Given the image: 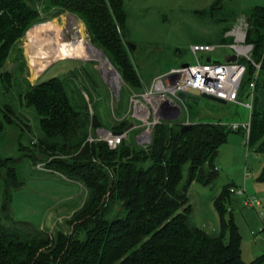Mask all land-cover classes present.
Returning <instances> with one entry per match:
<instances>
[{"label":"trees","instance_id":"16d2710c","mask_svg":"<svg viewBox=\"0 0 264 264\" xmlns=\"http://www.w3.org/2000/svg\"><path fill=\"white\" fill-rule=\"evenodd\" d=\"M44 9L80 16L123 78L141 93L145 90L122 30L127 18L124 0H50ZM50 19L51 15L44 16L40 6L29 0H0V82L4 90L12 86L11 72L5 68L12 51L33 25ZM248 19L246 41L254 44L252 57L264 70V6L254 7ZM228 30L223 32V42L233 41L225 37ZM257 70L250 62L249 84ZM78 76L54 77L21 92L22 108L34 109L40 117V133L30 137L29 144L23 142L31 130L25 113L12 103L0 104V140L9 124L22 125L19 150L23 155L35 164L61 171L87 189L83 205L66 220L68 231L63 224L51 231L15 220L10 212L12 196L24 181L16 158L0 154L4 188L0 264H249L242 257L238 226L225 217L228 189L215 201L222 218L220 233L195 223L190 203L194 181L212 185L218 179L216 159L229 127L202 120L184 132V123L162 121L147 147L135 148L127 140L114 149L103 140L90 142L96 129L94 115ZM99 120L101 126L100 116ZM128 126L120 122L112 130L123 131ZM248 145L264 154L262 106L252 111Z\"/></svg>","mask_w":264,"mask_h":264},{"label":"rangeland","instance_id":"374dc122","mask_svg":"<svg viewBox=\"0 0 264 264\" xmlns=\"http://www.w3.org/2000/svg\"><path fill=\"white\" fill-rule=\"evenodd\" d=\"M49 2L50 0H42L38 5L44 16L51 15L49 21H53L50 24L55 27L56 34H50L46 29L30 28L12 51L5 66L12 75L10 90H4L0 82V104L12 103L19 112L25 113L31 125V130L25 125L29 136L26 134L23 142L29 144L30 137L38 136L40 117L34 109L22 108L21 92H25L31 84L78 73V84L86 90L92 114L95 116L98 112L102 121V125L91 135H103L106 131L119 127L120 122H126L134 125L127 142L135 148L142 146L137 135L146 126L133 116L132 100L135 94L141 93L140 89L127 82L123 76H118L117 81L115 74L107 70L106 56L95 48L102 49L95 43L80 16L72 12L56 15L54 9H44ZM124 6L127 18L122 25L123 34L131 60L143 79V88L147 89L157 76L197 63V57L192 50L196 44L210 43L215 46L208 54H198L202 62L206 56H211L213 61L225 62L234 53V49L229 44L222 43L223 32L230 28L229 34L232 35L233 29L248 18L254 7L264 6V0H124ZM74 20L84 23L86 27V41L75 45L82 50V55H69L68 51L62 50L64 55H69L64 57L67 59L58 61L48 58V66L35 77L38 67L31 66L30 56L37 54V48L41 51L51 49L55 38L62 41L66 36L64 30L69 37L75 36L78 26H75ZM42 43L44 45H40ZM88 43L95 46L92 45L95 51L89 49ZM67 49L70 50L68 46ZM79 57L87 59L82 60ZM240 61L250 67L247 58L242 57ZM113 66L116 68L112 63L111 67ZM256 77L257 73L254 79ZM248 78L246 74L247 84L242 90L243 97L252 91ZM256 80L255 108L258 109L264 107V70L259 72ZM181 95L187 107L183 106L185 114L180 120L187 116L186 122L190 118L219 121L226 125L248 122L251 119V111L242 105L223 104L187 92ZM23 132L22 125L11 123L0 140V154L16 158L24 181L20 188L14 190L10 212L15 220L29 221L42 229L56 231L62 224H67L66 220L83 205L87 189L77 181L68 180L61 171L46 164H35L23 155L19 150ZM140 139L145 144V138ZM247 139L243 129L229 131L216 159L218 179L212 185L194 181L189 190L190 203L195 223L220 233L222 218L215 201L228 189L229 194L224 201L227 208L225 217L227 220L233 219L240 230L242 257L249 264H264V154L250 147ZM188 174L187 166L185 179ZM3 192V183L0 181V209L3 205ZM249 195L261 203L258 206L246 204Z\"/></svg>","mask_w":264,"mask_h":264},{"label":"built area","instance_id":"2783aa9c","mask_svg":"<svg viewBox=\"0 0 264 264\" xmlns=\"http://www.w3.org/2000/svg\"><path fill=\"white\" fill-rule=\"evenodd\" d=\"M248 28L249 22L246 18L233 29L234 41L230 46L234 49V54L238 56L236 61L219 62L210 59L202 62L198 54L211 52L215 47L210 44H196L192 50L197 57V63L173 69L167 74L154 78L147 89L133 96V116L146 126L145 130L138 135L141 142L140 138L142 137L143 140L145 138L144 145H150L154 128L158 123L165 121L166 118L174 117L179 106L181 109L183 106L187 107L181 94L187 92L189 88L197 89L201 93L215 96L228 103L242 105L252 113L255 105L256 79L261 70V63L256 62L252 57L254 44L246 41ZM242 57L247 58L258 69L257 77L250 83L252 91L245 97L242 96V90L248 67L240 61ZM226 125L230 130L243 129L248 136V143L252 130V115L248 122H234ZM131 130L125 129L120 134L108 130L103 135H96V137L91 135L89 140H103L114 149L128 139ZM260 203V200L250 195L246 201V204L251 206H258Z\"/></svg>","mask_w":264,"mask_h":264},{"label":"bare ground","instance_id":"6f19581e","mask_svg":"<svg viewBox=\"0 0 264 264\" xmlns=\"http://www.w3.org/2000/svg\"><path fill=\"white\" fill-rule=\"evenodd\" d=\"M61 17H63V16L61 15ZM49 22H51V21H49ZM49 22H45L44 24H39V25H37L35 27L37 29H40V30H44V29L49 30L48 33L55 35L57 31H56L55 27L53 26V24H50ZM74 24H75V26L76 25L78 26L75 36L69 37V34L67 32H65L66 36H65L64 39L62 38V41L59 42L55 38L54 44H53V46H51V49L47 48L46 50L41 51V49L37 48V54H33V55L30 56V64H31V66L33 68L34 67H38V69L36 68L37 71H36L35 77H37L39 72H42V71L45 70V68L48 66V62H49V60H47V59L50 58V57H52L53 59L55 58V60H58L60 58H64L66 56H69L70 53L73 54V55L76 54L77 56H81L82 55V50L79 49V46L75 47V45H78V44L83 43L84 41H86V34H87L86 30H85L86 27L84 26V23L83 24H82V22L78 23L76 20H74ZM36 32L38 34V30ZM34 40H35V35L33 37V41ZM71 40H73V42H71ZM88 44H89V49L95 51V48H93V46L90 43H88ZM40 45H44V44L42 43ZM67 46L70 48V50L67 49ZM62 50L66 51V52L68 51L67 53L69 55H64L62 53ZM106 67H107L108 71H111L113 74H115L113 67H111V65H110V63L108 61L106 62ZM115 78H117L116 80L118 81V75L115 74Z\"/></svg>","mask_w":264,"mask_h":264},{"label":"water","instance_id":"95a60500","mask_svg":"<svg viewBox=\"0 0 264 264\" xmlns=\"http://www.w3.org/2000/svg\"><path fill=\"white\" fill-rule=\"evenodd\" d=\"M32 4H35V5H38L42 0H29ZM248 21H249V19H248ZM40 23H38V24H35V25H33L32 27H31V29L32 28H34L35 26H37V25H39ZM93 45V44H92ZM94 46V45H93ZM95 47V46H94ZM98 51H100V52H102L105 56H106V59H107V61L112 65V63H111V61L109 60V58H108V56L105 54V52L102 50V49H99V48H97V47H95ZM80 59H82V60H86L87 58L86 57H79ZM238 59V56L236 55V54H234V55H232L229 59H228V61H236ZM114 67V66H113ZM114 73L116 74V75H118L120 78H122V75H121V73L119 72V70H117L115 67H114ZM187 92L188 93H191V94H193V95H196V96H203V97H205V98H208V99H210V100H214V101H217V102H220V103H223V104H226L227 103V101H225V100H223V99H220V98H217V97H215V96H212V95H209V94H206V93H201L199 90H197V89H194V88H189L188 90H187ZM181 107L179 106L178 108H177V115L176 116H174V117H172V118H166L165 120H175V119H178L179 117H180V115H181ZM92 125H93V127H95V128H99V126H100V120H99V117L97 116V115H95V116H93V123H92ZM134 127V125L133 124H130L128 127H127V130L129 131V130H131L132 128ZM191 127V124H185L184 126H183V131L185 132V131H187L189 128ZM115 134H120L121 133V131H115L114 132ZM40 158L41 159H43V156H40ZM64 225V227H65V229H66V231H68L69 230V226L67 225V224H63Z\"/></svg>","mask_w":264,"mask_h":264},{"label":"crops","instance_id":"0c3cea01","mask_svg":"<svg viewBox=\"0 0 264 264\" xmlns=\"http://www.w3.org/2000/svg\"><path fill=\"white\" fill-rule=\"evenodd\" d=\"M247 18V17H246ZM248 19V18H247ZM45 22H49V20L48 21H45ZM45 22H42V23H45ZM249 22V21H248ZM42 23H40V24H42ZM49 23H53V21H51V22H49ZM229 31H231V29L230 30H228L226 33H225V37H230V38H232V40L234 41V36L233 35H231V34H229ZM39 32V31H38ZM63 33H65V30L63 31ZM62 33V34H63ZM233 41H230V42H222V43H224V44H231V43H233ZM208 44H210V43H208ZM210 45H213V44H210ZM214 46V45H213ZM215 47V46H214ZM209 53V52H208ZM208 53H205V54H208ZM232 55H234V53L232 54ZM232 55H230V56H228V58H227V60L226 61H228V59L232 56ZM70 58V57H69ZM61 60H62V58H60ZM64 59H67V58H64ZM210 59H212V57L211 56H206V58H205V60H210ZM213 60V59H212ZM59 61V60H58ZM173 70V69H172ZM170 72V71H169ZM168 73V72H167ZM167 73H165V74H167ZM162 75H164V74H162ZM160 76V75H159ZM158 77V76H157ZM191 94V93H190ZM228 103V102H227ZM255 106V105H254ZM247 109V108H246ZM182 111H181V115H180V117L178 118V119H175V120H165V121H180V122H182V123H184V125L185 124H191V123H195V122H198V121H202V120H197V119H194V120H191L190 118L188 119V123L185 121L187 118V116L186 117H184V119L183 120H180L181 119V117H182V115L183 114H185V111H184V109H181ZM177 115V114H176ZM175 115V116H176ZM251 115H252V113H251ZM219 122V121H218ZM228 124V123H227ZM137 139H138V135H137ZM138 141H139V143L140 144H142V145H144L139 139H138Z\"/></svg>","mask_w":264,"mask_h":264}]
</instances>
